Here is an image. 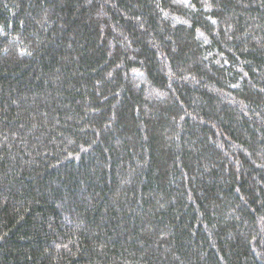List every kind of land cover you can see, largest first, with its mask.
I'll return each instance as SVG.
<instances>
[{"label":"trees","instance_id":"trees-1","mask_svg":"<svg viewBox=\"0 0 264 264\" xmlns=\"http://www.w3.org/2000/svg\"><path fill=\"white\" fill-rule=\"evenodd\" d=\"M0 264H264V0H0Z\"/></svg>","mask_w":264,"mask_h":264}]
</instances>
